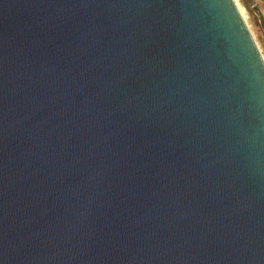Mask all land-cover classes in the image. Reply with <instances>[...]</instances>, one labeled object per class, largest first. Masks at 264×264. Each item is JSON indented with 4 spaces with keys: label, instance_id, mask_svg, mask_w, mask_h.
<instances>
[{
    "label": "water",
    "instance_id": "obj_1",
    "mask_svg": "<svg viewBox=\"0 0 264 264\" xmlns=\"http://www.w3.org/2000/svg\"><path fill=\"white\" fill-rule=\"evenodd\" d=\"M0 264H264L234 0H0Z\"/></svg>",
    "mask_w": 264,
    "mask_h": 264
},
{
    "label": "rangeland",
    "instance_id": "obj_2",
    "mask_svg": "<svg viewBox=\"0 0 264 264\" xmlns=\"http://www.w3.org/2000/svg\"><path fill=\"white\" fill-rule=\"evenodd\" d=\"M264 59V0H235Z\"/></svg>",
    "mask_w": 264,
    "mask_h": 264
},
{
    "label": "bare ground",
    "instance_id": "obj_3",
    "mask_svg": "<svg viewBox=\"0 0 264 264\" xmlns=\"http://www.w3.org/2000/svg\"><path fill=\"white\" fill-rule=\"evenodd\" d=\"M235 1V0H234ZM236 2V1H235ZM237 5V4H236ZM238 10H239V12L241 13V15H242V17H243V19H244V16H243V13H242V11H241V9H239V7H238Z\"/></svg>",
    "mask_w": 264,
    "mask_h": 264
}]
</instances>
